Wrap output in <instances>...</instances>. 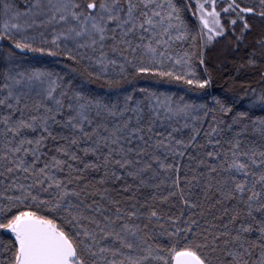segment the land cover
Wrapping results in <instances>:
<instances>
[{"label": "snow or ice", "instance_id": "obj_1", "mask_svg": "<svg viewBox=\"0 0 264 264\" xmlns=\"http://www.w3.org/2000/svg\"><path fill=\"white\" fill-rule=\"evenodd\" d=\"M0 39V264H264V0H0Z\"/></svg>", "mask_w": 264, "mask_h": 264}, {"label": "trees", "instance_id": "obj_2", "mask_svg": "<svg viewBox=\"0 0 264 264\" xmlns=\"http://www.w3.org/2000/svg\"><path fill=\"white\" fill-rule=\"evenodd\" d=\"M17 2L22 6L24 0H17ZM185 16L187 18H191V12H185ZM50 38V37H49ZM227 39V38H225ZM224 40H218L215 47L210 48L209 50V62L211 65L215 66L219 63L218 60L214 59V55L216 51L224 44ZM187 45L185 44V47ZM11 47V43L8 40L0 39V68L3 67V55L9 50ZM179 47V45H177ZM17 54L20 55L19 50H16ZM32 58V63L36 64V66L45 65L48 67H55L57 71H60L63 74L64 64L69 63L63 57L60 58L59 63H56L55 58L52 57H41L39 54H27ZM231 61V57H229ZM39 61V63H37ZM239 61L232 63L230 62L224 68H216L214 73V79L212 85L209 89L212 95L223 96L229 89H232L236 96L240 97L244 95V89L248 87L249 84L253 86H257L256 82L258 80L257 76L251 75L249 69H244L240 72L236 71V64ZM223 73V74H221ZM231 77V79H229ZM116 79V78H114ZM135 87L141 88H149L150 90H156L161 92L175 93L177 96L183 94L184 86L175 84V83H167L159 78L148 77V78H140L136 81ZM87 89L94 94L102 95V96H112L114 97L117 92L123 91H131L132 86L127 84H122L121 87H117L115 84L109 87L103 81H98L95 83H88ZM229 95L232 92H228ZM189 99L195 98V94H188ZM247 103V100L244 101ZM237 110H243L242 107L237 108ZM254 115H264V112H261L259 108L255 110ZM251 138V137H250ZM252 238H255V234H253Z\"/></svg>", "mask_w": 264, "mask_h": 264}, {"label": "rangeland", "instance_id": "obj_3", "mask_svg": "<svg viewBox=\"0 0 264 264\" xmlns=\"http://www.w3.org/2000/svg\"><path fill=\"white\" fill-rule=\"evenodd\" d=\"M220 7L222 8L223 7V4H221Z\"/></svg>", "mask_w": 264, "mask_h": 264}]
</instances>
